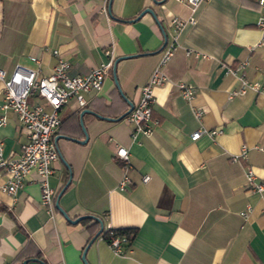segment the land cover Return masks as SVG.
Instances as JSON below:
<instances>
[{
	"label": "crops",
	"instance_id": "crops-1",
	"mask_svg": "<svg viewBox=\"0 0 264 264\" xmlns=\"http://www.w3.org/2000/svg\"><path fill=\"white\" fill-rule=\"evenodd\" d=\"M107 1L0 0V68L6 75L16 64L47 75L56 60L52 49L67 61L71 76L86 74L108 56L112 64L128 55L116 61L114 74L133 105L160 57L162 35L147 12L129 19L150 7L166 42L172 38V17L194 19L176 33L177 46L161 66L165 80L152 91L150 120L156 124L148 134L132 133L124 117L107 120L84 112L86 140L65 137L83 138L82 108L106 117L127 108L111 65L101 88L83 93V106L69 98L57 112L52 134L57 156L47 178L52 200L70 173L57 198L68 217L95 215L101 231L135 229L121 254L100 231L84 251L86 263L264 264V150L258 148L264 147V26L255 24L256 0H203L192 11L176 0H110L109 6ZM243 60L247 64L236 68ZM226 66L235 67V73L226 72ZM239 75L256 82L258 90L228 95L239 86ZM177 82L193 87L189 101ZM0 115L1 156L14 157L26 141L25 130L12 111L0 110ZM198 128L206 131L190 139ZM117 144L127 149L130 163L122 190L117 188L123 170L114 154ZM241 145L245 158L231 160ZM245 168L263 184L261 191L248 190ZM142 175L148 176L144 182ZM6 179L0 166V184ZM36 179L31 171L12 195L0 191V264H83L80 254L97 220L71 223L54 202L52 210L40 205ZM246 204L250 209L242 216Z\"/></svg>",
	"mask_w": 264,
	"mask_h": 264
},
{
	"label": "built area",
	"instance_id": "built-area-1",
	"mask_svg": "<svg viewBox=\"0 0 264 264\" xmlns=\"http://www.w3.org/2000/svg\"><path fill=\"white\" fill-rule=\"evenodd\" d=\"M105 0H102L104 2ZM185 3L192 11L194 7L203 0H176ZM258 7V16L255 21L256 26H264V0H256ZM194 19H177L172 17L169 21L172 29V38L161 49L160 57L156 65L149 73L145 84L140 88L139 96L131 110L124 116L126 121L132 124V133L148 134L155 120H150V106L153 102V88L161 85L165 80V75L161 66L171 55L177 46L175 41L176 33L186 24L193 23ZM186 54L192 53L194 56H204L198 51L185 49ZM56 57L55 63L50 67L47 75L40 76L35 69L16 64L12 71L6 75L0 68L1 101L0 110H10L15 115L25 130L26 141L20 146L18 153L14 157L4 158L1 156L0 147V166L5 169L7 179L5 183L0 184V191L12 195L21 185L24 176L29 172H34L37 176L39 185V203L42 206L52 210V189L48 185L47 178L51 172L50 163L56 158L57 150L52 139L55 127L59 124L57 112L60 106L69 98H73L79 106L84 105L83 93L89 90L98 91L101 88L104 76L111 65V58L108 56V50L103 54L108 56L106 60L92 66L86 74L68 75V63L64 60L56 49L50 51ZM29 60L36 62L33 56ZM247 64L246 60L237 63L236 68H243ZM235 67L226 66V72L235 73ZM239 86L229 90L228 95L241 94L247 89L258 90V84L246 80L242 75L238 76ZM181 96L189 101L193 97V87L183 82H177ZM38 99V100H33ZM42 100L43 102H41ZM46 105L48 108L46 109ZM195 116H199V111L193 108ZM4 122L3 115H0V124ZM205 129L198 128L189 135L190 139H196ZM214 130L208 131L209 134ZM263 149L264 147H258ZM115 156L122 163V173L118 179L117 188L122 190L129 182V177L125 169L130 166L128 160V151L122 145H115ZM246 147L241 145L239 151L231 156V160L245 158ZM148 179L147 175H142L140 181ZM244 179L249 191H261L263 184L256 179V176L250 168L244 169ZM250 209L248 204L239 213L245 216L246 211ZM108 240L105 241L111 250L115 253H122V243L127 241V235L121 236L108 234Z\"/></svg>",
	"mask_w": 264,
	"mask_h": 264
},
{
	"label": "water",
	"instance_id": "water-1",
	"mask_svg": "<svg viewBox=\"0 0 264 264\" xmlns=\"http://www.w3.org/2000/svg\"><path fill=\"white\" fill-rule=\"evenodd\" d=\"M152 1H153L154 3H158V2H160V0H152ZM109 2H110V0L107 1V6H109ZM144 12H147V13H149L150 15H152L153 18L155 19V21L157 22L159 28H160L161 35H162V41H161V44L159 45V47H158L157 50H156V51H159V50L162 49V47L165 45V42H166V34H165L164 30L161 28L160 24L158 23V21H157V19H156V16H155V14L153 13L152 9H151L150 7H144L143 9H141V10L139 11V13H137V14L135 15V17H133V18H131V19H129V20H135V19H137V18H138L142 13H144ZM125 56H128V55H123V56H121V57H117V58H115V59L113 60V62H112V64H111V76H112L113 83H114V85H115L117 91H118L119 94L125 99V101H126V103H127V108H126L123 112H121L119 115H117L116 117H106V116H102V115H99V114H97V113L91 111V110L88 109V108H82V109L79 111L78 116H79V126H80V129H81L82 133H83V138H82V139H75V138H72V137H69V136H65L66 138H69V139L75 140V141L80 142V143H83V142L86 140L85 129H84L82 123H81V118H80L81 115H82V113H84V112L92 113L93 115H95L96 117H99V118H103V119H107V120H113V119H120V118L124 117V116H125L130 110H131V108L133 107V104H132V102H130L129 100H127V99L123 96L121 90L119 89V86H118V84H117V81H116V79H115V74H114V67H115V63H116V61H117L119 58H122V57H125ZM69 178H70V173H68L67 180H66V182L64 183V185L59 189V191H58L57 194L55 195V198H54V201H53V202H54V207L59 211V213H61V215H62L67 221H69V222H71V223H75V222H77L78 220H80V219H84V218H93V219L97 220L98 227H97L96 231L93 233V235L88 239V241H87L86 244L84 245V247H83V249H82V251H81V254H80V258H81L83 264H87L86 261H85V259H84V251H85L86 247L89 245V243L94 239V237H96V236L98 235V233L101 231L102 223H101V220L98 219L95 215L88 214V213L80 214V215H77V216L74 217V218H70V217H68V215L65 213V211H64V210L58 205V203H57V198H58L60 192L62 191V189L64 188L65 184H66L67 181L69 180ZM25 262H26V260H23V261H22L23 264H25Z\"/></svg>",
	"mask_w": 264,
	"mask_h": 264
},
{
	"label": "trees",
	"instance_id": "trees-1",
	"mask_svg": "<svg viewBox=\"0 0 264 264\" xmlns=\"http://www.w3.org/2000/svg\"><path fill=\"white\" fill-rule=\"evenodd\" d=\"M82 221H85L84 219ZM91 226L95 225V222H92L90 224ZM89 226V225H88ZM87 226V227H88ZM135 229L134 228H115V229H106L105 231H101L100 234H102V236L104 237V240L107 241L108 240V234L111 233L112 235H117V236H121L123 234L127 235V241L122 243V246L127 244L128 239H130V236L128 234H132L134 233ZM28 245V241L26 243ZM26 248V245L23 247V249ZM34 256L38 255V251L34 250V253L32 254Z\"/></svg>",
	"mask_w": 264,
	"mask_h": 264
}]
</instances>
